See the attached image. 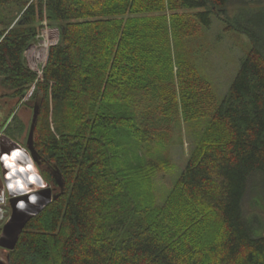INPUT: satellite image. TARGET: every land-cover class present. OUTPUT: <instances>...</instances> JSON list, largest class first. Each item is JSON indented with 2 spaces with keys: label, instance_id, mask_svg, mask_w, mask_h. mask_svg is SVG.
<instances>
[{
  "label": "trees",
  "instance_id": "16d2710c",
  "mask_svg": "<svg viewBox=\"0 0 264 264\" xmlns=\"http://www.w3.org/2000/svg\"><path fill=\"white\" fill-rule=\"evenodd\" d=\"M161 1L0 0V8H23L21 22L0 32V84L15 97L33 87L31 97L41 102L33 136L40 174L54 184L51 172L58 171L65 182L64 193L25 226L8 253L10 264H264V218L244 209L254 183L264 200V3L173 4L196 11L191 18L204 28L215 15L251 46L228 93L212 109L224 129L222 140L209 141L178 181L183 202L210 212L215 238L200 248L191 243L180 248L169 227L170 211L153 213L135 193L136 166L120 163L126 135L135 134L138 143L154 142L144 122L122 104L129 96L127 85L149 95L166 88L157 78L173 80L169 36L163 35L168 44L163 47L150 20L137 26L123 15L160 12ZM228 6H234L232 15ZM43 15L61 24L60 39L49 47L38 76L23 53ZM19 126L12 130L22 134ZM191 213L197 224L200 212Z\"/></svg>",
  "mask_w": 264,
  "mask_h": 264
},
{
  "label": "rangeland",
  "instance_id": "374dc122",
  "mask_svg": "<svg viewBox=\"0 0 264 264\" xmlns=\"http://www.w3.org/2000/svg\"><path fill=\"white\" fill-rule=\"evenodd\" d=\"M23 1L30 4L36 0ZM236 1L264 3V0ZM174 2L162 0L160 12L141 11L123 15L125 21L130 18L136 25L141 19L150 20L149 27L154 28L163 47L168 46L164 36H169L173 80L157 78V82H164L166 88L159 87L149 95L140 86L127 85L125 95L129 96L122 104L127 107V112H134L140 123L144 122L143 127L154 137V142L138 143L137 136L131 133L122 139L119 154L122 166H136L132 172L137 182L136 195L147 201L153 213L170 211L169 227L175 232L172 236L180 248L186 247L187 243L200 248L207 240L215 238L217 225L213 223L210 212L201 211V207L192 210L188 203L183 202L179 176L187 162L198 157L209 141L219 143L222 140L224 129L213 119L212 109L228 93L251 46L244 34L227 31L224 22L215 15L211 17V25L204 28L191 18L196 11L178 10L174 8ZM233 8L227 7L228 15H232ZM22 14L21 7L0 8V32L14 28L21 22ZM33 26L38 33L25 49L23 58L26 65L40 76L49 47L60 39L61 24L49 22L43 15L42 20ZM134 30V26L130 27V31ZM32 93L33 87L24 97H15L0 84V133L9 125L11 132L5 133L11 141L26 142L34 105H41L39 98L31 97ZM19 124L23 127L22 134L12 130L17 126L20 128ZM244 209L253 210L264 218V200L255 183L249 189ZM192 211L200 212L195 217L197 224L192 223L193 216L190 218ZM200 221L204 223L203 229H199Z\"/></svg>",
  "mask_w": 264,
  "mask_h": 264
},
{
  "label": "water",
  "instance_id": "95a60500",
  "mask_svg": "<svg viewBox=\"0 0 264 264\" xmlns=\"http://www.w3.org/2000/svg\"><path fill=\"white\" fill-rule=\"evenodd\" d=\"M25 95L26 94H24L23 97ZM38 115L39 105L35 104L25 142L26 150L29 152L31 159L37 165H39V156L34 149L33 136ZM0 143L8 144L10 150L20 147L15 142L9 140L6 136L0 138ZM2 149V151H5L4 148ZM51 175L56 185L55 189H52L46 181L41 177H38L36 183L32 186V189L34 190L33 199H30L29 195L22 198L10 199L11 215L4 224L0 234V246L3 249L8 252L13 251L28 222L38 216L52 201H55L64 193L65 182L61 174L58 171H52ZM20 200H23V205L19 204ZM0 264H10L8 254L1 258Z\"/></svg>",
  "mask_w": 264,
  "mask_h": 264
},
{
  "label": "built area",
  "instance_id": "2783aa9c",
  "mask_svg": "<svg viewBox=\"0 0 264 264\" xmlns=\"http://www.w3.org/2000/svg\"><path fill=\"white\" fill-rule=\"evenodd\" d=\"M2 136H5L3 132L0 133V138ZM16 144L20 147L10 150L8 144L0 143V234L4 224L11 215L10 199L22 198L27 195L32 199L34 193L32 186L36 183L38 177L42 178L39 166L31 159L29 152L26 150L25 143ZM2 148L5 151H2ZM13 153L17 156V171L11 174L10 168L12 167L9 166L8 161L13 156ZM19 204L23 205V200H20ZM7 253L8 251L0 246V260Z\"/></svg>",
  "mask_w": 264,
  "mask_h": 264
},
{
  "label": "bare ground",
  "instance_id": "6f19581e",
  "mask_svg": "<svg viewBox=\"0 0 264 264\" xmlns=\"http://www.w3.org/2000/svg\"><path fill=\"white\" fill-rule=\"evenodd\" d=\"M16 161H17V156L15 155H13V156H11L10 157V160L8 161V164H9V166H11L12 168H10V173L11 174H14V173H16V171H17V168H16ZM10 174V175H11ZM33 199V198H32Z\"/></svg>",
  "mask_w": 264,
  "mask_h": 264
},
{
  "label": "flooded vegetation",
  "instance_id": "af4514ba",
  "mask_svg": "<svg viewBox=\"0 0 264 264\" xmlns=\"http://www.w3.org/2000/svg\"><path fill=\"white\" fill-rule=\"evenodd\" d=\"M48 184L50 185V187H51L52 189H55V188H56L55 183H54V184L48 183Z\"/></svg>",
  "mask_w": 264,
  "mask_h": 264
},
{
  "label": "snow or ice",
  "instance_id": "6c2138e0",
  "mask_svg": "<svg viewBox=\"0 0 264 264\" xmlns=\"http://www.w3.org/2000/svg\"><path fill=\"white\" fill-rule=\"evenodd\" d=\"M13 155L15 156L16 154H15V153H13Z\"/></svg>",
  "mask_w": 264,
  "mask_h": 264
}]
</instances>
